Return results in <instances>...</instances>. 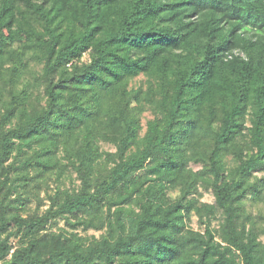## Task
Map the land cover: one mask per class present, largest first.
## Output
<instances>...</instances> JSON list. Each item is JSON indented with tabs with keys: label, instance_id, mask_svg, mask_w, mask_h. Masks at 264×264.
Returning <instances> with one entry per match:
<instances>
[{
	"label": "trees",
	"instance_id": "16d2710c",
	"mask_svg": "<svg viewBox=\"0 0 264 264\" xmlns=\"http://www.w3.org/2000/svg\"><path fill=\"white\" fill-rule=\"evenodd\" d=\"M29 54L37 109L29 83L13 88ZM0 80V264H264V227L241 221L264 191L251 181L264 172V0H0ZM59 151L78 190L7 218L11 168L48 171ZM200 183L213 205H198ZM192 211L202 233L186 228ZM58 219L104 232L39 236ZM18 236L28 241L8 258Z\"/></svg>",
	"mask_w": 264,
	"mask_h": 264
},
{
	"label": "rangeland",
	"instance_id": "374dc122",
	"mask_svg": "<svg viewBox=\"0 0 264 264\" xmlns=\"http://www.w3.org/2000/svg\"><path fill=\"white\" fill-rule=\"evenodd\" d=\"M28 63L25 71L20 79L13 86L15 92L19 93L23 85L29 83L27 92L29 94L28 105H31L35 109L43 105V98L41 97V88L34 85V77L40 71V66L37 65L29 54L25 59ZM88 56L84 55L82 62H87ZM0 80V86H1ZM144 81L143 77L135 79L131 86L136 87L141 82ZM152 115L149 111H144L141 115L140 121L145 128V123L147 120L151 119ZM141 132V136L143 134ZM101 151L106 153H113L114 147L105 143H99ZM23 159V156L14 157L8 164H13V166L18 167L19 162ZM68 158L64 152L59 151L55 158L54 166L48 171H35L29 170L26 178L20 177L15 168H11V180L9 187L11 188L10 194L6 195L5 203L9 205V210L6 212L7 218L19 216L21 218H27L32 216H42L50 205V199L54 197L55 193L59 192V196L63 193H71L77 191L79 188V181L77 180L75 174L67 166ZM232 165L231 158L229 156L220 157L216 159L215 167L218 172ZM193 171H198L201 169L200 165H190ZM254 179H264V172L257 170L253 173ZM203 184H199L198 195H196V201L198 205H213L214 199L209 188H204ZM5 192L1 191L3 194ZM179 195V190L172 189L168 192L170 200H176ZM3 195H0V199ZM242 224L248 229L250 227L254 228L255 231H260L264 227V191H262L258 196H248L247 199L242 203ZM211 218V217H210ZM221 222V217L217 214L215 218L211 219V228L217 229L219 223ZM8 226L9 231L13 228V224L10 221ZM186 228L202 233L203 225L200 223L199 217L194 211L190 212L186 218ZM104 230L96 231L93 229L83 231L77 229L76 231H71L68 226H66L63 219H58L55 222L49 223L45 230H43L40 235L43 234H59L69 235L70 233H76V235L84 240L86 244H89L93 238L97 239ZM3 239V237H1ZM259 242L264 244V235L258 236ZM28 241L27 237L18 236L10 238L8 243L11 246L10 255L20 246L25 245Z\"/></svg>",
	"mask_w": 264,
	"mask_h": 264
}]
</instances>
